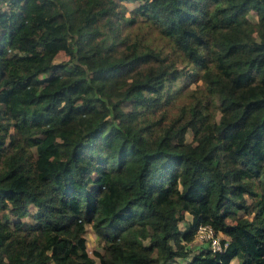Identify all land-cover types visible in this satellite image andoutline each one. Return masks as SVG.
Returning <instances> with one entry per match:
<instances>
[{
    "label": "trees",
    "instance_id": "trees-1",
    "mask_svg": "<svg viewBox=\"0 0 264 264\" xmlns=\"http://www.w3.org/2000/svg\"><path fill=\"white\" fill-rule=\"evenodd\" d=\"M122 1L168 50L111 57ZM70 2L0 0V264H264V0ZM178 63L202 83L181 102ZM123 70L130 111L97 95ZM199 224L226 245L192 249Z\"/></svg>",
    "mask_w": 264,
    "mask_h": 264
},
{
    "label": "rangeland",
    "instance_id": "rangeland-1",
    "mask_svg": "<svg viewBox=\"0 0 264 264\" xmlns=\"http://www.w3.org/2000/svg\"><path fill=\"white\" fill-rule=\"evenodd\" d=\"M61 1L63 2L64 7L71 8L70 0ZM138 5L139 2L137 1H122L121 6L117 8L119 15L114 16L111 19L104 20L103 24L99 27L97 39L102 46L109 49V54L113 59H117L121 55H124L129 46L137 47L140 50H143L148 46L163 47L165 51L168 50L169 43H166V38L160 33L158 28L153 26L145 17L135 16L136 18H134V21L129 23L128 18H133V14L131 12ZM62 9L64 10V8ZM248 16L250 19L256 21V16L253 11H251ZM78 21L80 23V20L73 17L72 22L70 21V23L73 27H75L78 24ZM123 36L126 37V41H128L129 46L120 44V40L123 38ZM67 58L68 56L64 52H59L53 60L54 62H58ZM177 66L183 69V75L175 79L171 84L174 90L178 89L176 101L181 102L186 99L184 93H187L190 90H200L202 88V83L200 80L197 82H191V78L188 79L190 76L187 75L188 67H184V65L181 63H178ZM132 78L133 74L131 72L123 70L119 73H112L104 80H96V84L98 86V97L103 98L108 103L120 102L119 104L122 105L124 110H132L133 105L129 99L126 101H121L123 99L124 91L129 86ZM196 94L198 95L199 93L196 92ZM209 108V113L212 116L211 120H217L220 115L218 108L216 105H209ZM160 112V110L157 111L156 115L149 114V120L156 121ZM184 140L185 142H192L193 144L195 143V141H193V134L190 128L186 130ZM31 209L33 210V207H31ZM4 218H6L5 214H3V219ZM228 223H231L229 219ZM219 234L220 238H225L222 233ZM85 238L88 253L98 262V258L93 252H102V246L101 241L93 232L91 225H86ZM200 245L201 244L199 242L194 241L192 244H190L192 249L200 248ZM231 264H234V262Z\"/></svg>",
    "mask_w": 264,
    "mask_h": 264
},
{
    "label": "built area",
    "instance_id": "built-area-1",
    "mask_svg": "<svg viewBox=\"0 0 264 264\" xmlns=\"http://www.w3.org/2000/svg\"><path fill=\"white\" fill-rule=\"evenodd\" d=\"M221 240L219 232H216L211 225L199 224L193 241L199 242L202 248H209L211 251L216 252L221 250L227 243V241L222 243Z\"/></svg>",
    "mask_w": 264,
    "mask_h": 264
},
{
    "label": "crops",
    "instance_id": "crops-1",
    "mask_svg": "<svg viewBox=\"0 0 264 264\" xmlns=\"http://www.w3.org/2000/svg\"><path fill=\"white\" fill-rule=\"evenodd\" d=\"M187 218H189V216L187 215ZM192 244V243H191ZM198 248H196V249H194V250H197ZM179 262H180V264H183L184 263V261H181V260H178ZM232 262H234V264H239V260H238V258L237 257H235V258H233L232 260H231V262H230V264L232 263ZM175 264V263H174Z\"/></svg>",
    "mask_w": 264,
    "mask_h": 264
}]
</instances>
